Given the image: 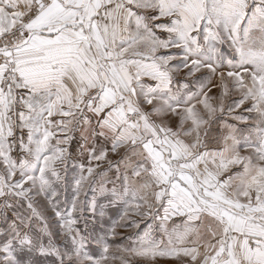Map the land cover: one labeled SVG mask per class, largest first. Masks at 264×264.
<instances>
[{"label": "snow or ice", "instance_id": "snow-or-ice-1", "mask_svg": "<svg viewBox=\"0 0 264 264\" xmlns=\"http://www.w3.org/2000/svg\"><path fill=\"white\" fill-rule=\"evenodd\" d=\"M0 264H264V0H0Z\"/></svg>", "mask_w": 264, "mask_h": 264}, {"label": "rangeland", "instance_id": "rangeland-1", "mask_svg": "<svg viewBox=\"0 0 264 264\" xmlns=\"http://www.w3.org/2000/svg\"><path fill=\"white\" fill-rule=\"evenodd\" d=\"M118 231H123L122 229H118Z\"/></svg>", "mask_w": 264, "mask_h": 264}]
</instances>
